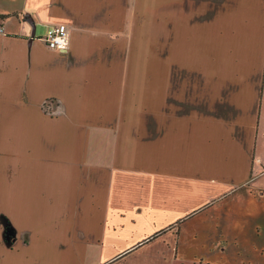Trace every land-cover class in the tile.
<instances>
[{
  "label": "crops",
  "instance_id": "obj_1",
  "mask_svg": "<svg viewBox=\"0 0 264 264\" xmlns=\"http://www.w3.org/2000/svg\"><path fill=\"white\" fill-rule=\"evenodd\" d=\"M0 27V264H264V0H0Z\"/></svg>",
  "mask_w": 264,
  "mask_h": 264
},
{
  "label": "built area",
  "instance_id": "obj_2",
  "mask_svg": "<svg viewBox=\"0 0 264 264\" xmlns=\"http://www.w3.org/2000/svg\"><path fill=\"white\" fill-rule=\"evenodd\" d=\"M2 32L3 29L0 27V33ZM41 40L49 49L64 51L68 45V30L65 25L52 26L45 32Z\"/></svg>",
  "mask_w": 264,
  "mask_h": 264
},
{
  "label": "rangeland",
  "instance_id": "obj_3",
  "mask_svg": "<svg viewBox=\"0 0 264 264\" xmlns=\"http://www.w3.org/2000/svg\"><path fill=\"white\" fill-rule=\"evenodd\" d=\"M159 12L160 11H158V10H152V15H155L156 14V16H159Z\"/></svg>",
  "mask_w": 264,
  "mask_h": 264
}]
</instances>
